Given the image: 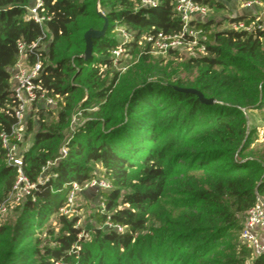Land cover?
<instances>
[{
    "label": "trees",
    "instance_id": "1",
    "mask_svg": "<svg viewBox=\"0 0 264 264\" xmlns=\"http://www.w3.org/2000/svg\"><path fill=\"white\" fill-rule=\"evenodd\" d=\"M96 1L42 0L40 14L48 19L40 26L25 18L31 0H0V132L8 133L14 123L9 69L17 58V40L33 41L43 30L49 37L40 78L57 101L54 108H38L28 117L29 127L33 117L38 127L22 152V172L35 186L16 207L15 220L0 226V264H170L171 258L182 264H264V254L252 256L237 239L245 211L256 194L264 196V31L220 28L221 20L212 18L192 22L201 31L205 54L188 56L181 64L185 75L172 80L136 39L153 29H180L174 0L138 9L134 0H98L107 28L92 40L91 56L84 60L83 33L99 29L96 20H103ZM199 1L209 8L224 6L218 0ZM237 19L251 17L229 18ZM116 26L135 38L123 44L122 56L136 54L138 61L124 70L121 59L113 64L111 54L119 44L112 32ZM77 82L81 105L87 107L84 121L73 130L65 156L39 183L42 166L59 156ZM173 85L195 88L215 102L203 103ZM241 108L260 110L262 141L257 158L237 164L233 155L240 157L258 137L255 128L246 129ZM223 156L226 162L215 163ZM90 163L102 168L111 185L97 221L124 230L93 226L84 241L78 216L60 209L73 182L82 186L93 177ZM16 177L0 144V202ZM147 226L154 234L145 237L140 233ZM6 232L15 247L3 248ZM165 235L170 246L163 252L158 247ZM222 237L228 241L221 242ZM28 238L34 245L24 248Z\"/></svg>",
    "mask_w": 264,
    "mask_h": 264
},
{
    "label": "built area",
    "instance_id": "2",
    "mask_svg": "<svg viewBox=\"0 0 264 264\" xmlns=\"http://www.w3.org/2000/svg\"><path fill=\"white\" fill-rule=\"evenodd\" d=\"M157 5L158 0H134V9L156 7ZM241 5L247 8H257V10L248 15L251 17L248 20H226L224 28L247 32L254 30L264 31V0H242ZM25 9V18L33 19L40 26H42L45 19H48V16L40 14L43 11L42 0H31V3L25 6ZM209 10L210 8L199 0H174V11L180 20V29L177 32L168 33L153 29L142 33L136 39V43L147 54H166L170 50L187 51L192 56L205 54V46L201 42V31L192 26V22L204 21V16ZM233 17L235 16L230 18ZM116 30L121 41L111 52L114 65L117 64L118 58L125 51L123 44L135 39L131 31L121 26H116ZM48 44L49 37L44 30L33 41L17 40V58L9 69L10 94L15 101L10 115L14 118V123L8 133L0 132V144L4 149L6 164L14 167L17 172L16 180L10 192V198H12L14 203H19L29 193L30 189L35 186L22 172L20 146L25 136V126L28 117L38 108H54L57 104L56 99L50 96L47 89L43 87L40 78L43 69L42 58H45L44 55L47 52ZM81 116V110L70 114L69 124L73 126L72 128L83 122H79ZM67 142L61 146L58 158L53 161H47L42 166L40 176L37 179L39 183L45 181L48 177L43 175L45 169L53 165L59 158L65 156ZM110 186L108 180L94 176L85 181L82 186L73 182L71 190L66 197V204L60 211L69 215V206L75 201L78 192L82 188L108 190ZM6 209L7 206L5 204H0V215ZM106 222L107 227L117 232L124 230V227L119 224ZM237 239L240 244L249 250L252 256L264 254V196L256 194L255 202L245 211Z\"/></svg>",
    "mask_w": 264,
    "mask_h": 264
},
{
    "label": "rangeland",
    "instance_id": "3",
    "mask_svg": "<svg viewBox=\"0 0 264 264\" xmlns=\"http://www.w3.org/2000/svg\"><path fill=\"white\" fill-rule=\"evenodd\" d=\"M95 10L104 15L102 9L99 6L98 0L95 2ZM237 12H240L238 0H229V3H226L222 8H210L208 13L204 16L203 20H206L208 18H212V19L217 20V21L221 20L222 24H221L220 28L221 27L224 28L225 21L228 20L231 16H235L234 14ZM96 21H97V24H99L98 27L100 29L102 27L103 20H96ZM99 29H97V30H99ZM112 32L117 37L118 41H121L119 33L116 30V27L113 28ZM200 36H201V39H203V36L202 35H200ZM263 48H264V40H263ZM150 55H151L150 56L151 60H155V62L159 61L158 64H160V65L158 66V68H159V70H161L160 73H164V74L168 73V75L174 76V78H172V80H175L177 77H183L185 75V71L183 70V67L181 64H182V62H184V60L188 56H190L189 52L181 51L180 55L178 57H175V56L169 57V55L167 53L166 54H156L155 53V54H150ZM113 56L115 57V55H113ZM120 59H121V64L119 65V67L122 68V70H124V69H126V67L130 68L132 65L137 63L138 55L135 54V56H133V55L120 56L118 58V60H120ZM117 66H118V64H117ZM99 68L100 69L104 68V66L100 65ZM108 76H109V74H108ZM160 76L163 78V75L160 74ZM76 84H77V88H76L77 90L75 91L74 96H73L74 105L72 108V112H75L78 110L82 111L84 108H87V107L81 105L82 100H83V98H81L82 97V92H81L82 88L80 87L79 82H77ZM173 87L175 89L179 88V87H176L175 85H173ZM209 98H211V97H209ZM262 98L264 100V97H262ZM214 102H215V100H214ZM214 102H212V103H214ZM241 110H242L243 115H244L246 129L255 128L256 132L258 133V137L256 140H255V138H252V141H249V143L247 144V146H248L247 149H245L240 154V157H234L235 154L233 155V158H234V160H236L235 162H237V164L243 163L245 158H250L251 156L254 158H257L258 154H256L255 152H257L258 147L260 146V142L262 141V139H261L262 126H261V120H260V116H259L260 110H258V109H245V108H241ZM261 111L264 112V106H263V109H261ZM80 121H84L83 116H81L79 118V122ZM29 123H31L30 127H29L28 123H26V126H25V136H24V139H23L22 144L20 146L21 152L27 150L30 147V145L32 144L34 131L37 130V127H38L34 117H33V119H31L29 121ZM72 127L73 126L68 124V130L65 132V136L63 137L61 145L65 144L67 141L70 140L72 133H73V130H76L75 129L76 126L74 128H72ZM225 158L226 157L223 156L218 161H216L215 163L222 165L227 160ZM237 160H239V161H237ZM184 162H187V160L184 159ZM90 165H91V169H92V175L94 177L106 179L103 176L102 168L97 163H90ZM50 168H51V166H48L45 169L44 174H43L44 176H48L51 173ZM110 188H111V186H110ZM108 190H95V189H91V188H82L78 192L75 201L69 206V209H70L69 216L70 215H77L79 218L77 221V225L82 230L81 234L84 237V241L90 240V238H91L90 229L93 226H98L101 229H104L107 226V222L99 223L97 221L95 215L97 212L103 211L104 204H103L102 196ZM23 199L24 198H22L19 203H14L12 198H10V193H9V195L6 198H4L2 202H0V204H5L7 206L6 211H4L0 215V226L5 225L7 223L9 224V223L13 222V220H15L17 213H18L16 207L23 201ZM118 202H119V206H120V199H118ZM156 224H154V226H157ZM140 234L145 235V237H147L148 235H151L154 233L149 229V226H147L146 229L143 230ZM3 237L5 238L3 245H2L3 248H9L10 246H13V247L16 246V243H12L11 240L9 239V233L8 232H6ZM220 240H222L221 242L228 241L226 237H222V238H220ZM163 242H164V245L159 246L158 249L160 251L165 252L166 246H170L169 235H165ZM22 245L24 246V248H29V247L34 245V242L31 241L30 238H28L22 242ZM187 248L188 247L185 248L186 251H188ZM185 250L180 251V252L185 253L186 252ZM216 250H219V249H216ZM97 252H99V250H97ZM107 254H109V253H107ZM110 257H111V255H110ZM178 261H179V258H171L170 264H182V263H178Z\"/></svg>",
    "mask_w": 264,
    "mask_h": 264
},
{
    "label": "water",
    "instance_id": "4",
    "mask_svg": "<svg viewBox=\"0 0 264 264\" xmlns=\"http://www.w3.org/2000/svg\"><path fill=\"white\" fill-rule=\"evenodd\" d=\"M97 14L99 16H101V18L103 19V24L99 30L93 29V28H88L87 30L84 31V33H83L84 50L82 53V58L84 60H87L91 56L92 45H93L92 40L95 38H99V37L103 36L105 33V30H106V27H107L108 21H107L106 16L103 15L102 13L98 12V11H97ZM176 89L181 90V91H188V92L194 93L197 96V98L203 103L211 104L212 102H214V100L212 98L204 97L203 94L197 89H194V88H176Z\"/></svg>",
    "mask_w": 264,
    "mask_h": 264
},
{
    "label": "crops",
    "instance_id": "5",
    "mask_svg": "<svg viewBox=\"0 0 264 264\" xmlns=\"http://www.w3.org/2000/svg\"><path fill=\"white\" fill-rule=\"evenodd\" d=\"M218 1L222 2L224 5L226 3H229V0H218ZM241 2H242V0H238L240 12L235 13L234 14L235 16H238V15H246V16H248L252 12H255L257 10V8H247V7H243L241 5Z\"/></svg>",
    "mask_w": 264,
    "mask_h": 264
}]
</instances>
